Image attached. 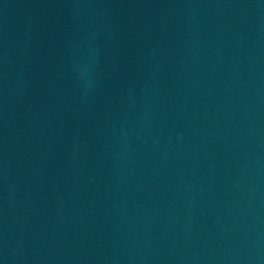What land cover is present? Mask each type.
Masks as SVG:
<instances>
[{"label":"water","instance_id":"95a60500","mask_svg":"<svg viewBox=\"0 0 264 264\" xmlns=\"http://www.w3.org/2000/svg\"><path fill=\"white\" fill-rule=\"evenodd\" d=\"M0 264H264V0H0Z\"/></svg>","mask_w":264,"mask_h":264}]
</instances>
